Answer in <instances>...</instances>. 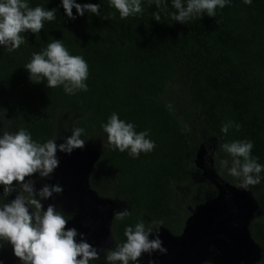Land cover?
<instances>
[{"label":"trees","instance_id":"1","mask_svg":"<svg viewBox=\"0 0 264 264\" xmlns=\"http://www.w3.org/2000/svg\"><path fill=\"white\" fill-rule=\"evenodd\" d=\"M29 2L32 7L56 8V18L45 21L40 33H21L24 43L17 50L0 47L1 134L24 128L44 142L61 133L66 139L78 127L84 130V146L102 141L90 167L80 172L81 191L78 183L67 180L68 205L63 197V206L53 205L69 221L80 212L77 198L86 192L83 222L90 230L77 231L83 234L77 241L96 245L89 215L97 208L89 203L93 197L113 203L111 227L119 243L126 239L125 227L141 220L146 228L153 220L163 222L150 236L166 231L182 237L197 207L219 198L222 189H241L219 168L220 160L231 159L221 144L250 139L252 155L264 164V0H252L250 5L232 0L215 16L204 14L186 24L163 12L156 21L154 13L159 9L148 0H143L142 14L126 19L108 0H77L99 3L100 16L86 12L75 19L66 16L60 0ZM167 10L175 11L171 0ZM105 15L112 18L103 19ZM55 39L87 61L88 91L67 95L62 86L50 89L45 82L30 80L24 65L33 52ZM113 112L134 123L137 132L150 130L154 150L142 152L139 158L113 150L101 129ZM228 120L241 127L224 135L220 128ZM206 146H211L208 166L216 179L196 163L199 150ZM77 149L81 148L73 151ZM246 191L257 204L250 234L263 250L258 264H264V179ZM73 206L76 210L71 211ZM125 209L129 216L114 219ZM99 256L92 264H106L105 253ZM0 260L20 264L6 242L0 247Z\"/></svg>","mask_w":264,"mask_h":264},{"label":"clouds","instance_id":"2","mask_svg":"<svg viewBox=\"0 0 264 264\" xmlns=\"http://www.w3.org/2000/svg\"><path fill=\"white\" fill-rule=\"evenodd\" d=\"M167 2L148 0L150 5L154 3L159 9L154 13V19L159 21L160 12H163L175 22L186 24V21L204 14L215 16L218 8L231 5L232 0H171L175 9L171 13H168ZM242 2L252 4V0ZM142 3L143 0H108L109 6L119 12L121 19L142 14ZM60 5L71 19L76 15L84 16L86 12L100 16L99 3L60 0ZM55 13L56 8L32 7L29 0H0V47L7 48L9 52L17 50L24 43L21 33H40L45 21L55 20ZM111 18V15L103 17ZM24 68L32 82H45L50 89L62 86L67 95L88 91L87 61L80 55L70 54L60 39L51 41L39 52H33ZM240 127L239 123L228 120L222 123L220 131L227 135L231 128L238 131ZM101 129L113 150L127 151L132 158H139L142 152L149 153L156 146L150 138V130L137 132L134 123L121 119L116 112L102 122ZM83 131L74 127L72 134L60 144H57V138L39 142L24 128L0 134V185L3 186V193H0V247L5 242L10 243L20 264H92L100 258L97 249L86 240L77 241V236L83 234H78L75 228L66 229L68 217L53 205L44 209L42 201L62 192V187L45 184L37 189L33 180L25 179L37 173L42 178L50 177L59 164L58 150L71 153L84 146L85 141L81 139ZM220 148L231 159L220 160L219 168L237 181L234 185L247 190L261 183L264 164L252 155L253 141L233 140L221 144ZM13 192L16 196L9 200L8 196ZM129 215V210L125 209L117 212L114 219L123 220ZM160 225L163 222L158 220H153L152 226L147 228L142 220L134 226L127 225L125 241L106 252V264H138L142 253L166 252L159 237L149 239ZM0 264L4 262L0 260Z\"/></svg>","mask_w":264,"mask_h":264},{"label":"rangeland","instance_id":"3","mask_svg":"<svg viewBox=\"0 0 264 264\" xmlns=\"http://www.w3.org/2000/svg\"><path fill=\"white\" fill-rule=\"evenodd\" d=\"M64 140L65 135L61 133L57 137V144L63 143ZM209 144L214 146L215 142L211 141ZM101 146L102 141L100 140L96 144L90 143L71 153L58 150L56 155L59 164L50 177L42 178L38 173L26 177V180L34 181L37 189L45 184L57 185L59 182L62 185L63 191L59 193L60 197L58 193H54L52 197L42 201L45 210L49 205L63 206L65 203L62 197L68 205L66 195L71 187H65V181H71L75 174L87 169L99 154ZM210 150L211 146L201 147L196 163L205 168L208 175L216 179L213 170L208 166ZM62 171L65 173L59 177ZM62 176L65 178L64 183ZM85 194L86 192H83L77 198L79 211L83 205L84 213L87 211L88 204V201L84 199ZM89 203L97 207L96 210L91 211L94 223L91 235L95 238L94 247L99 255V251L105 246L107 248L111 242L117 241L113 238L111 227L113 203L101 201L95 197ZM72 210L73 207H71ZM256 212L257 204L245 189H222L219 198L194 210V216L189 222V233L185 240L183 236L178 238L166 231L155 232L149 236V239L159 237L167 251L155 250L151 253H142L138 258V263L144 264L149 258L152 264H199L202 261H210L214 264H258L263 250L250 234L251 221L258 215Z\"/></svg>","mask_w":264,"mask_h":264},{"label":"water","instance_id":"4","mask_svg":"<svg viewBox=\"0 0 264 264\" xmlns=\"http://www.w3.org/2000/svg\"><path fill=\"white\" fill-rule=\"evenodd\" d=\"M78 179H80V173L75 174L71 178V181H75V183H78L75 186H77V190L78 191H81L82 185L79 184V182L77 181ZM0 193H3V187L2 186H0ZM15 196H16L15 194H12L11 193V194H9L8 198L14 199ZM83 209L84 208H81L80 212H78V214L73 219L69 220L66 223V225H65L66 229H68V228H75L77 231H81L84 234L89 233V230L90 229L88 227L84 226L83 216H82V213L84 212ZM188 233H189V230H188V228H186L184 234L182 235L184 237L183 240L186 239V237L188 236Z\"/></svg>","mask_w":264,"mask_h":264},{"label":"flooded vegetation","instance_id":"5","mask_svg":"<svg viewBox=\"0 0 264 264\" xmlns=\"http://www.w3.org/2000/svg\"><path fill=\"white\" fill-rule=\"evenodd\" d=\"M82 206L83 205H81V208H82ZM76 210V207L75 206H73V210ZM78 214V213H77ZM90 215V217H91V213L89 214ZM82 216H83V213H82ZM92 218V217H91ZM86 220V216L85 217H83V221H85ZM93 227H94V225L91 227V229H93ZM117 240V239H116ZM117 244H119V241H115V242H111L110 243V245L106 248V246H105V248L103 249V250H100L99 252L101 253H105L106 254V252L108 251V250H111V249H113V248H115L116 247V245ZM145 259H147V258H145ZM207 262H210V261H202L201 263H199V264H205V263H207ZM149 263H151L152 264V261H150L149 260V258H148V260L144 263V264H149ZM210 263H212V262H210ZM138 264H140V263H138ZM212 264H214V263H212Z\"/></svg>","mask_w":264,"mask_h":264}]
</instances>
